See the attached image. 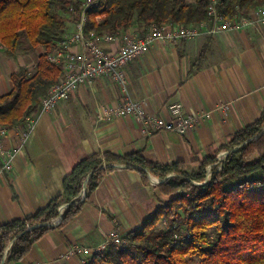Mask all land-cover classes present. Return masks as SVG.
<instances>
[{
	"label": "crops",
	"instance_id": "crops-1",
	"mask_svg": "<svg viewBox=\"0 0 264 264\" xmlns=\"http://www.w3.org/2000/svg\"><path fill=\"white\" fill-rule=\"evenodd\" d=\"M67 28L72 32L75 23ZM128 30L139 33L136 25ZM119 45L118 39L104 43L111 51ZM5 50L1 46L0 95L13 89L11 75L16 70L30 68L25 58L36 54L39 60L45 52L39 46L31 53L10 57ZM125 70L129 93L145 98L149 113L169 117V105L179 101L188 112L208 111L210 117L184 134L146 129L132 115L99 122L97 106L122 102L124 92L109 77L80 86L50 113L41 114L13 170L0 177V224L46 206L63 192V180L74 166L96 152L140 151L153 162L180 161L187 169L198 170L206 158L227 150L234 134L264 110V25L159 41ZM5 142L7 146L17 143L15 129ZM117 165L85 196L79 213L62 227L50 229L26 256L10 264H83L77 253L65 257L66 248L76 243L96 245L112 230L126 234L171 198L151 184L150 178L144 182L139 169Z\"/></svg>",
	"mask_w": 264,
	"mask_h": 264
},
{
	"label": "trees",
	"instance_id": "trees-1",
	"mask_svg": "<svg viewBox=\"0 0 264 264\" xmlns=\"http://www.w3.org/2000/svg\"><path fill=\"white\" fill-rule=\"evenodd\" d=\"M209 2L100 0L87 10L84 28L114 35L136 25L143 35L152 24H197L210 19ZM259 5H264V0H221L218 9L232 14L237 6L248 12ZM78 6V0H0V48L4 45L14 57L39 46L45 49L33 73L21 66L11 75L13 89L0 95V124L21 125L33 112L32 106L39 105L41 97L58 82L62 69L49 61L48 54L65 38L71 23L58 12L69 13L75 22L73 8ZM262 129L264 110L234 134L225 146L230 151L222 169H215L209 179L206 166L216 156L206 158L191 172L183 162L160 164L147 160L140 151L88 155L65 176L63 192L46 206L25 218L0 224V264L9 245L4 264L21 260L46 232L62 227L79 213L84 201H78V196L85 179L90 176L87 198L116 162L139 169L144 182H149L150 174L163 178L157 187L171 198L141 226L124 234L126 243L95 252L83 264H264ZM65 202L69 205L60 222L48 225L59 216V207ZM163 220L168 222L167 228L160 227Z\"/></svg>",
	"mask_w": 264,
	"mask_h": 264
},
{
	"label": "built area",
	"instance_id": "built-area-1",
	"mask_svg": "<svg viewBox=\"0 0 264 264\" xmlns=\"http://www.w3.org/2000/svg\"><path fill=\"white\" fill-rule=\"evenodd\" d=\"M78 8H73L75 15V29L67 32L48 54L49 61L62 69V74L56 84L50 87L48 92L41 97L39 107L41 111H52L62 101L71 95L82 85L93 84L100 77H109L124 92L122 102L116 104H101L96 108L97 121L115 120V118L132 115L138 119L146 129L173 131L180 134L195 128L203 120L210 117L208 111L188 112L182 102L171 103L168 107L170 116H160L149 113L146 109L145 98H134L128 91V78L126 66L140 55L147 53L159 41L189 40L206 34L217 32H230L243 30L249 27L264 25V5L256 6L248 12L241 10L239 6L232 14L219 11L221 0H210V19L197 24H175L172 22L161 25L152 24L143 35L129 30H120L116 34H99L93 30L86 31L85 23L87 10L97 6L100 0H78ZM118 39L120 45L116 50H108L104 43ZM73 47H77L74 48ZM220 108L223 107L219 106ZM42 113L38 115L29 113L25 116L21 125L11 127L0 124V177L10 173L17 156L30 140ZM15 129L17 143L12 146L6 145V137ZM228 150H221L215 160L206 166V177L209 179L215 169L221 170ZM106 166V164H104ZM172 174H168L170 177ZM90 177V176H89ZM87 177V181L89 180ZM151 184L157 185L162 179L150 174ZM86 190L82 188L78 201L86 196ZM68 202L59 207V216L52 220L58 224L59 217L64 213ZM169 226L166 220L160 223V227ZM127 242L124 234L117 230L108 232L104 239L93 246L73 244L66 248L65 257L71 254L82 255V262L93 253L107 249L110 245L120 246Z\"/></svg>",
	"mask_w": 264,
	"mask_h": 264
},
{
	"label": "rangeland",
	"instance_id": "rangeland-1",
	"mask_svg": "<svg viewBox=\"0 0 264 264\" xmlns=\"http://www.w3.org/2000/svg\"><path fill=\"white\" fill-rule=\"evenodd\" d=\"M189 1H194V0H189ZM60 15H62L64 18H65V22H73V20H74V18L69 14V13H67V14H64V13H61V12H58ZM141 30L142 29H140V32H141ZM6 51V54H7V56H12L7 50H5ZM33 51V50H32ZM31 53V51H20L18 54H27V53ZM25 60L27 61V63H29L30 65V68H29V70H30V72H34L35 71V67H36V63H37V61H38V58H37V55L36 54H33V55H31V56H28L27 58H25ZM13 67V66H12ZM114 84H116L117 85V83L116 82H114ZM38 107V108H37ZM36 109V110H35ZM31 110V109H30ZM35 110V111H34ZM32 111H34V113L35 114H39V113H42V115H47L48 113H50L51 111H41V109H40V107H39V105H38V103H36V104H34L33 106H32ZM187 170H189V169H187ZM197 169H194V170H189V171H191V172H193V171H196ZM171 174H173V173H171ZM159 177V176H158ZM161 179H163V178H161Z\"/></svg>",
	"mask_w": 264,
	"mask_h": 264
},
{
	"label": "water",
	"instance_id": "water-1",
	"mask_svg": "<svg viewBox=\"0 0 264 264\" xmlns=\"http://www.w3.org/2000/svg\"><path fill=\"white\" fill-rule=\"evenodd\" d=\"M262 131H264V129H262ZM260 135V134H259ZM229 151L230 150H228L227 151V153H229ZM112 165H114V166H116L117 165V163L116 164H112ZM118 166V165H117ZM87 178L85 179V181H84V184H83V188L84 189H86L87 188ZM69 205V204H68ZM62 216V215H61ZM61 216L59 217V222H60V220H61ZM58 222V223H59ZM52 224H54L55 225V223H53V222H51L50 224H48V225H52ZM11 245H9L7 248H6V251H5V256H4V258H3V260H2V262H1V264H4L5 263V260H6V254L8 253V250L11 248L10 247Z\"/></svg>",
	"mask_w": 264,
	"mask_h": 264
}]
</instances>
